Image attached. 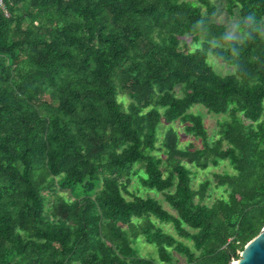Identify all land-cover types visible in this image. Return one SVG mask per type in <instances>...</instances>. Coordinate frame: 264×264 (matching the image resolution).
Instances as JSON below:
<instances>
[{"label": "trees", "instance_id": "trees-1", "mask_svg": "<svg viewBox=\"0 0 264 264\" xmlns=\"http://www.w3.org/2000/svg\"><path fill=\"white\" fill-rule=\"evenodd\" d=\"M5 6L0 264L238 258L264 226V0H226L241 41L216 20L213 0ZM211 55L232 71H215ZM197 104L225 116L215 137L190 110ZM177 127L200 146H181ZM221 162L233 172H213L193 187L191 167ZM132 176L162 193L174 212L129 191ZM212 184L222 195L206 203ZM65 190L70 198L58 193ZM138 236L155 245L158 258L137 254Z\"/></svg>", "mask_w": 264, "mask_h": 264}, {"label": "rangeland", "instance_id": "rangeland-1", "mask_svg": "<svg viewBox=\"0 0 264 264\" xmlns=\"http://www.w3.org/2000/svg\"><path fill=\"white\" fill-rule=\"evenodd\" d=\"M193 3H196V0H190ZM218 5V12L216 14V20L220 23L224 24L227 30V33L237 41H241L243 37L242 30L237 26V17L236 15H231L227 8H226V0H213ZM186 45L189 50H193L197 44L192 41L190 37H186ZM209 61L213 64V67L215 71H217L220 74H226L230 73L232 71V68L228 65H225V63L221 62L220 60L215 59L213 55L209 57ZM180 88L176 89V94L181 95ZM125 103L128 102V98H125ZM195 113H199L203 117V121L205 124V127L209 131L210 134L216 136L217 130L219 129L218 122L223 120L225 116L223 115H214L212 113H209L206 109H204L200 104L194 105L190 108ZM175 126H178L175 124ZM179 130L180 135V145L185 146L190 141L194 142L196 146H200V142L198 140L193 139L189 135H184L183 131L181 130V127H177ZM191 167V166H190ZM193 171L196 172L195 176L192 179V185L193 187L197 188L200 181L209 178H213V172H223V171H229L231 172V167L227 162H221L217 166L210 165L206 169H199L196 167H191ZM233 172V170H232ZM127 189L131 192H134L141 196H152L155 197L160 201L162 206L169 210L170 212H174L172 208L169 206V204L164 200L163 194L160 192H156L154 190L147 189L139 184V181L137 180L136 176H132L131 182ZM209 191L211 192V197H209L206 200V203H210L215 197H219L222 195V189L217 188L214 184L211 185L209 188ZM60 195H64L65 197L70 198V194L68 191H59ZM164 230L170 233H173L172 227L169 224L162 225ZM132 245L134 249L136 250L137 254L143 257L147 258H158L156 254V247L154 244L146 242L143 236H138L137 238L133 239ZM240 255V253H239ZM174 260L178 259L177 264H184V260L179 257L178 255L174 254ZM165 264V263H161Z\"/></svg>", "mask_w": 264, "mask_h": 264}, {"label": "water", "instance_id": "water-1", "mask_svg": "<svg viewBox=\"0 0 264 264\" xmlns=\"http://www.w3.org/2000/svg\"><path fill=\"white\" fill-rule=\"evenodd\" d=\"M231 264H264V226L240 252L238 258H233Z\"/></svg>", "mask_w": 264, "mask_h": 264}, {"label": "built area", "instance_id": "built-area-1", "mask_svg": "<svg viewBox=\"0 0 264 264\" xmlns=\"http://www.w3.org/2000/svg\"><path fill=\"white\" fill-rule=\"evenodd\" d=\"M0 9H2L5 15L8 16V11L6 10V6H5V0H0Z\"/></svg>", "mask_w": 264, "mask_h": 264}]
</instances>
